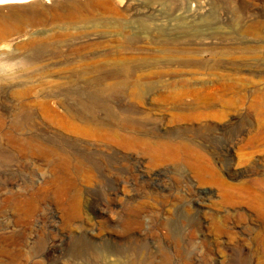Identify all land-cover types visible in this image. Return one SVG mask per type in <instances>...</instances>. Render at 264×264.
<instances>
[{
  "label": "rangeland",
  "instance_id": "374dc122",
  "mask_svg": "<svg viewBox=\"0 0 264 264\" xmlns=\"http://www.w3.org/2000/svg\"><path fill=\"white\" fill-rule=\"evenodd\" d=\"M79 1L0 17V264H264V0ZM97 125L188 143L261 208Z\"/></svg>",
  "mask_w": 264,
  "mask_h": 264
},
{
  "label": "bare ground",
  "instance_id": "6f19581e",
  "mask_svg": "<svg viewBox=\"0 0 264 264\" xmlns=\"http://www.w3.org/2000/svg\"><path fill=\"white\" fill-rule=\"evenodd\" d=\"M98 1L101 2L103 0H98ZM114 1L121 7L127 4V1L124 0H114ZM48 4L53 5L52 7L55 8L54 10L56 12V16L59 17L60 19H62L64 17V14L69 11L72 12L73 14H78L82 10V5L79 0H0V17H3L1 15L5 14L6 12L14 16L12 18L19 17L21 14L30 13L31 17L36 21L42 18L43 12L45 11L43 7L47 6ZM94 4L95 3L91 2L92 6H94ZM190 8H191L190 3H188L189 11ZM5 22L6 20L3 19L2 23L5 24ZM195 33L191 31L189 34L193 36H197ZM117 86L118 85L115 84V87ZM181 119L187 120L189 118L185 116L182 117ZM97 126H98L97 128L92 129V132H86V134L90 137L105 138L113 141L120 140V142H124L127 144L134 143L137 146L142 147L145 151H150L152 154L151 159L153 161L165 162V161H176L183 159L186 165L188 166V168L193 173L194 177L198 179L199 183L201 185H209V186L217 187L221 193V198L227 204L233 203L235 194H240V195L246 194L247 201L243 199H234V203L236 204L245 203L251 206H254V203H256L258 204L257 208L259 209L261 208L260 207L261 204L259 202L262 200L261 196L257 195L251 190L246 189L245 187L233 186L225 182L219 176L211 160L206 155L197 151V149H194L188 143H185L183 141H172L166 138L155 139L154 142H151L148 139L141 137H132V136L122 137L119 134V132L114 129H106V127H104L105 129L103 130L101 125H97ZM77 209H78V204L76 203L74 210ZM262 252L264 254V249L262 250Z\"/></svg>",
  "mask_w": 264,
  "mask_h": 264
}]
</instances>
